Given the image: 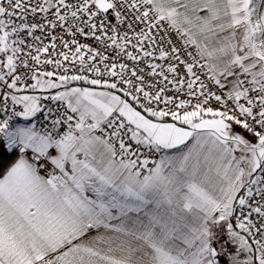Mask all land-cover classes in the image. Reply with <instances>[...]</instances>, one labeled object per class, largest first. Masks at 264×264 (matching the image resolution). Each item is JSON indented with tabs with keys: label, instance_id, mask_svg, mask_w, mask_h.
Instances as JSON below:
<instances>
[{
	"label": "snow or ice",
	"instance_id": "6c2138e0",
	"mask_svg": "<svg viewBox=\"0 0 264 264\" xmlns=\"http://www.w3.org/2000/svg\"><path fill=\"white\" fill-rule=\"evenodd\" d=\"M0 264H264V0H0Z\"/></svg>",
	"mask_w": 264,
	"mask_h": 264
}]
</instances>
